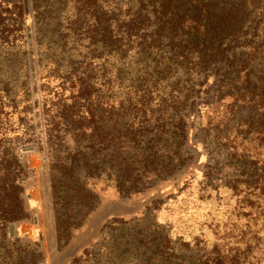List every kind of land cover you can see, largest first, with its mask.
Wrapping results in <instances>:
<instances>
[{
  "label": "rangeland",
  "instance_id": "obj_1",
  "mask_svg": "<svg viewBox=\"0 0 264 264\" xmlns=\"http://www.w3.org/2000/svg\"><path fill=\"white\" fill-rule=\"evenodd\" d=\"M261 1L243 2L252 17L261 10ZM51 3L28 0L18 36L0 48V87L6 86L8 92L1 94L5 111L0 120V161L5 154L9 155L6 159L15 154L22 170L18 183L26 213L20 221L0 223V264H152L148 255L128 252V243L135 250L144 237L157 243L160 235L166 239L165 251L171 259L166 264H201L217 255L223 264H264V106L246 102L225 108L233 99L222 97L224 90L217 94L220 99L212 95L220 103L212 110L194 107L192 117L186 112L185 119L190 116L187 123L193 126L188 127L190 142L182 153L190 159L175 182L157 183L144 194L124 197L103 179L96 182L98 196L92 210L76 203L63 206L57 180L70 154L78 146L83 152L103 153L99 150L103 146L90 139V125L79 123L88 108L93 111L98 107L95 112L100 114L114 104L120 119L130 114L124 118L129 125L126 128L137 131L138 137L144 133V144L155 143L162 154L171 150L165 138L170 133L159 128L154 115L171 109L172 98L159 108L164 92L150 87L145 108L155 112L147 117L138 111L140 107H119L122 99L131 97L130 86H161L164 80L154 82L144 76L146 57L153 61L156 56L153 52L146 57L136 53L137 57L130 55L126 63L120 62L119 56L111 59L121 73L120 78L113 77L110 66L84 57L95 51L78 22L74 1L46 14ZM252 21L249 24L255 27ZM256 33L258 41L244 73L255 91L252 97L258 98L264 96V23ZM106 54L103 52L98 61L105 60ZM134 68L138 72L132 71ZM84 71L99 81V91L91 90L86 104L76 95L83 82L75 72ZM171 82L167 89L176 81ZM164 115L172 122L168 111ZM135 144L128 140L123 150H136ZM0 195L9 199L4 192ZM146 215L148 220H143ZM147 221L149 229L154 228L151 233L140 228Z\"/></svg>",
  "mask_w": 264,
  "mask_h": 264
},
{
  "label": "trees",
  "instance_id": "obj_2",
  "mask_svg": "<svg viewBox=\"0 0 264 264\" xmlns=\"http://www.w3.org/2000/svg\"><path fill=\"white\" fill-rule=\"evenodd\" d=\"M51 1L48 5L50 10L46 14L66 7L69 2ZM72 1L73 9L80 15L78 22L86 29L91 50L95 51L87 52L84 57H91L90 61L92 59L94 62H104L105 66H110L113 77L121 76L120 70L115 69L117 63L113 61L118 56L122 58L120 62L125 63L130 55L137 57L136 53L146 57L153 52L152 55L156 56L153 61L150 56L146 57L144 76L146 80L152 79L154 82L164 80L163 85H147L148 87L143 88L130 86L128 93L131 97L122 99L119 107H140L142 109L137 108L138 111L143 117H147L155 112H149L145 108L151 88L156 92L160 89L165 94L164 96L159 93L163 97L159 108H162L166 99L172 98L171 109H161L154 115L157 116L155 121L159 123V128L170 133L165 138L166 145L172 151L167 150L160 154L155 143L145 145L142 139L144 133L138 137L137 131L126 128L129 125L124 122V118L130 114L123 111L125 115L120 119L117 111H114V104L109 105L110 111L106 109L100 114L95 112L98 107L93 111L88 108L86 116H80L79 123L84 125L86 121L90 125V139L94 144L103 146V149H99L103 153L95 150L91 153L83 152L78 146L75 152L70 154L67 158L69 162L57 180L58 190L64 195L63 206L76 203L92 210L95 206L93 204L97 203L96 182L103 179L108 187L124 197L144 194L157 183L175 182L181 174L179 172L185 171L182 169L190 159L185 157L182 150L190 142L188 127H192L193 123L188 125L187 122L191 121V109L204 106L207 107V112L212 110L220 104L216 103L215 96L223 90L226 92L222 97L233 99L231 104L224 105L225 108H235L237 104L246 102L248 105L257 104L258 108L264 106V96L252 97L255 91L250 88L249 75L244 73L249 67L248 60L258 41L257 29L264 23L263 0L260 2L261 10L255 12L253 17L244 4L245 0H219L217 3H213V0ZM123 3L127 5L125 9ZM27 4L28 0H0V48L7 47L18 36L25 22ZM252 18L256 28L249 24ZM132 50L134 52L131 53ZM103 52H107L106 59L98 61L102 59L100 57ZM153 62L156 63L153 65ZM137 70L134 68L132 71ZM88 72L93 74L90 69ZM75 75L83 82L76 92L77 98L86 104L90 100L88 93L91 94V90L99 91V81L87 75V71L82 74L75 72ZM174 80L176 82L171 89H167V84ZM5 88L6 86L0 87V120L5 111L1 94H8ZM213 94L215 96H212ZM217 97L220 99L221 95ZM73 104L75 105V100ZM166 111L172 122H167L164 115ZM186 112L190 115L187 121ZM61 120L63 121V118ZM50 124H53L52 121ZM171 125L175 126L171 129ZM82 129L85 127L82 126ZM261 135L264 139V129ZM128 140L136 143L137 151L123 150V145ZM193 140L198 143L196 136ZM5 155L0 161V194L6 193L9 199L5 200L0 195L1 225L20 221L26 216L24 200L21 198L23 189L18 183L22 170L18 167L15 154H10L12 159H6ZM208 155L211 156L212 152H208ZM206 167L210 168V165L207 164ZM80 173H83V176ZM81 179L86 180L81 183ZM91 181L94 184H90ZM147 218L148 215L143 220H148ZM149 226L147 221L145 225H140V228L150 232L154 228L149 229ZM154 241L144 237L134 246L135 250L128 243L127 251H136L137 255L144 257L148 255L147 258L154 261L152 264H166L171 259L165 251L168 249L165 237L160 235L159 241ZM201 264H223V260L217 255L213 260L206 258Z\"/></svg>",
  "mask_w": 264,
  "mask_h": 264
},
{
  "label": "water",
  "instance_id": "obj_3",
  "mask_svg": "<svg viewBox=\"0 0 264 264\" xmlns=\"http://www.w3.org/2000/svg\"><path fill=\"white\" fill-rule=\"evenodd\" d=\"M13 227V226H12Z\"/></svg>",
  "mask_w": 264,
  "mask_h": 264
}]
</instances>
